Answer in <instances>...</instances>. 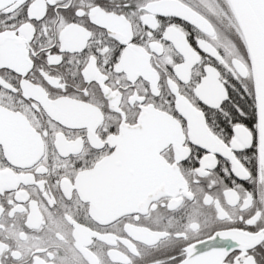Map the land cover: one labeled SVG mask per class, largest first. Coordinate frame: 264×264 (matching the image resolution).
I'll return each mask as SVG.
<instances>
[{"label": "snow or ice", "instance_id": "snow-or-ice-1", "mask_svg": "<svg viewBox=\"0 0 264 264\" xmlns=\"http://www.w3.org/2000/svg\"><path fill=\"white\" fill-rule=\"evenodd\" d=\"M0 264H264V0H0Z\"/></svg>", "mask_w": 264, "mask_h": 264}]
</instances>
